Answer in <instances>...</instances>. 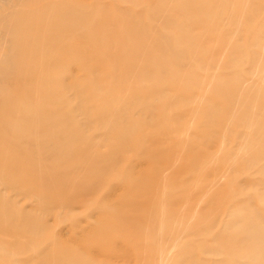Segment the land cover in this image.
Masks as SVG:
<instances>
[{"label":"rangeland","instance_id":"1","mask_svg":"<svg viewBox=\"0 0 264 264\" xmlns=\"http://www.w3.org/2000/svg\"><path fill=\"white\" fill-rule=\"evenodd\" d=\"M94 1L71 0L74 6H89ZM102 1L108 3L106 9L118 15L109 28L126 29L135 17L150 25L147 31L153 38L139 53L130 54L128 62L137 66L136 71L127 68L123 75L105 79L104 61L92 65L99 78L86 80L77 78L82 69L71 63L83 50L80 32L71 33L70 38L68 31L61 30L62 21L51 17L65 12V0H0V58L17 64L16 71L0 75V93L15 83L28 87L27 95H22L26 97L24 114L13 115L17 120L11 125H26L22 116L43 119L53 111L54 117H61L60 104L64 98L72 100L69 86L75 82L84 85L86 91L94 90L91 92L96 98L112 95L119 103L136 94L151 95L154 80L149 74L161 65L151 53L155 50L149 49L154 44H164V50L157 53L164 55V75L157 78L164 84V100L160 102L156 96L149 117L133 109L134 113L129 114L139 121L137 125H119L116 131L107 133L93 129L77 141L60 143L51 140L48 132L29 138V142L0 138V160L15 163L13 167H1L4 177L11 178L17 186L37 185L43 193L70 195L73 190V194L83 197V202L70 210L36 212L45 227L37 235L21 233L23 229L18 225L0 220V264H15L14 260L22 257L28 260L25 264H188L196 258L217 264L220 256L196 252L198 246H219L216 241L211 242V233L199 241L198 217L207 212L201 220L218 219L212 232L231 231L222 197L238 192L247 195L249 190L244 175L227 177L231 170L227 155L237 151L235 140L227 133L211 140H196L195 130L200 125L188 112L198 97H204L205 104L211 102L214 93L224 92L231 81L240 83L238 95L264 101V78L253 74L235 81L226 68L234 42L248 46L259 32L264 37V0H164L159 7L146 0ZM119 7L126 10L118 11ZM210 11L208 17L206 13ZM202 18L207 19L203 22ZM53 28L55 32H51ZM13 33L27 36L21 43L31 47L19 50L20 42L13 40ZM224 36V46L217 50ZM55 43L59 46L53 49ZM92 45L90 42L88 48L92 49ZM98 52L113 54L114 46L106 36ZM260 53L264 54V48ZM250 61L251 55L246 54L242 72H247ZM111 62L108 59L107 66ZM115 62L123 66L122 60ZM0 66L5 67V63L0 62ZM138 73L141 79H137ZM29 78L33 81L28 82ZM47 78L55 79V83L49 84ZM30 96L33 97L28 99ZM35 96L37 103L33 102ZM225 96H229V91ZM5 109L0 107V113ZM230 122L227 119L222 125ZM255 126L247 128L248 140L256 138L250 130ZM44 149L57 153L47 154ZM244 153L240 148L238 154ZM39 175L50 179L41 185ZM215 189L217 206L204 211L209 197L204 193ZM0 200L16 214L35 212L34 202L1 184ZM31 253L35 254L32 262Z\"/></svg>","mask_w":264,"mask_h":264},{"label":"bare ground","instance_id":"2","mask_svg":"<svg viewBox=\"0 0 264 264\" xmlns=\"http://www.w3.org/2000/svg\"><path fill=\"white\" fill-rule=\"evenodd\" d=\"M65 1V12L53 14L51 17L52 19L55 18V20L62 21L61 30L68 31V34L70 33V38L72 37L71 33L75 31L80 32L81 41L79 42L82 44L83 50L81 54L77 55L75 60H71V63H76L78 67L82 69L83 73L82 75H77L78 79L86 78V80H91L99 78L97 71L94 69L92 71V65L97 63L101 65L104 61H106V66L104 68V74L106 75L104 77L105 79L110 78V76L123 75L127 68L132 71L137 70L136 65H130L128 58L130 54L139 53L144 44L148 42L150 38H153V35L147 31V27L149 28L150 25H146L133 17L126 29L120 27L109 28L110 23L118 19V15L110 9H106L108 3L102 0H95L94 3L89 6L80 4L74 6L71 0ZM146 1H148L150 5L159 7L164 0ZM124 10L126 9L121 7L118 8V11ZM206 14L209 17L211 11ZM162 15L163 14H161V16ZM206 19L207 18H202L201 20L205 22ZM233 28L236 29L237 24H235ZM51 32H55V28H53ZM101 32L106 36L107 41L113 44V54H99L98 51L105 42V36H103ZM229 33L232 34V29L229 30ZM132 36H134L133 40H131ZM157 36L159 37V35ZM162 36H164V34H162ZM26 37H17L16 34L13 35V40L20 42L19 46H21V48H19V50H27L31 47L27 43H21L26 40ZM262 38L264 37H262L259 32V34L250 41L248 46H242L234 42L229 49L226 68L235 81L245 80L248 76L253 74L260 75L264 78V54L260 53V50L264 48ZM222 40H226V36H224L221 41ZM69 42H71V39H69L68 43ZM90 42L93 44L92 49L88 48ZM229 44L230 38L226 46ZM58 46L57 43L52 45L53 49L58 48ZM223 46V41L221 43L219 42L217 50H221ZM226 46L224 49H226ZM52 47H50V49H52ZM149 50H155L151 53L155 59L159 60V64L161 65L159 69L153 70L149 74L154 80V84L151 86L152 90L149 92L151 95L136 94L135 98H126L121 103H119L116 98L111 97L112 95L106 98H96L97 95L91 92H94V90L86 91L84 85L75 82L70 84V88L68 87L71 91L72 100L70 101V98L67 97L64 98L60 104V109L62 111L61 117H54L53 111L52 113L48 112V117L43 119H27V117L22 116L20 118L23 120L22 122H27L26 125H11L12 122L17 120V118H13V115L24 114L22 112H24L23 105L26 97L22 95L24 93L27 95L28 87H24L18 83L8 85L4 88L6 90H2L0 93V107L6 108L0 113V122L4 124L0 125V138L29 142V138H33L41 132H48L51 140L60 143V141H77V138L82 137L87 131L93 129H104L107 130L104 133H107L109 131H116L119 125H137L139 121L136 122V120L130 116L131 113H134L131 112L133 109L149 117L152 109L156 105L154 103L156 102V96L159 97L160 102L164 100V84L162 82H157V78H159L160 75H164V65L161 61L164 60V55L158 56L157 54L158 51L164 50V44H154ZM7 52L9 53L8 50ZM246 54L251 55L252 61H250L249 67L245 69L247 70L245 73V71L242 72L241 70H243L242 63ZM4 58H0V62L5 63V67L0 66V75H4V73H7L9 70L16 71L17 64L14 61ZM110 58L112 62L107 66L108 59ZM116 60H122L123 66L115 62ZM56 64L57 63H51L52 66H56ZM136 77L137 79L142 78L140 73L136 74ZM54 80L55 79L52 80V78H47L46 82L53 85L55 83ZM27 81L32 82L33 78H29ZM227 83L229 86L223 90L224 92L220 94L214 93L215 95L212 96L214 99L211 102L205 104L206 99L204 100L202 96L198 97L197 101H195V106L193 105L188 113L191 119L195 118V120H197L196 125H200L196 127L195 130L196 140L198 138H201V140H211L213 136H219L220 134L224 135L225 133L229 134L233 141L235 140L236 144L234 148L237 151L228 153L227 155L229 166H231V170L227 174V177L233 174L235 177L244 175V180H247L245 186L249 192L247 195L239 192L234 193L233 196H231V194L226 196L225 194L223 195L222 201L227 205L225 209L227 210V217L229 218L226 217L228 219L227 226L230 229L233 228L227 233H224V230L212 232L218 219H216V221L210 219L208 222L201 220L203 215L206 216L207 212L202 213L198 217L197 236L199 241L205 239V236L211 233L213 235L211 237V242L216 241L219 246L213 248L206 247L205 245L198 246L196 252H198V255H200L199 253L212 254L211 252H213L214 254L212 255L221 257L217 264H264V111L260 112V110L264 109V101L256 102V97L246 98L242 95L240 96L237 94L240 91V83H232V81ZM228 91L229 96L223 97ZM38 94L41 93L38 92ZM42 96H44V94L40 97ZM32 97L33 96H30L28 99ZM34 99L36 100L33 102L37 103V96H35ZM57 100L60 101V99ZM188 100L190 101V99ZM159 105H162V103ZM31 111L35 110L33 109ZM159 114L163 115L164 113ZM180 115L181 113L178 117H180ZM227 119L231 120L230 125L225 124L226 126H223L222 123ZM249 125H256L254 128H250V130H253L252 132L256 134V138L252 137L250 140H248V134L246 133ZM242 147L245 153L239 155L238 153ZM43 152H47V154L51 155L57 153L55 150L46 149H44ZM4 165L13 167L15 163L11 160H0V184L5 188L17 191L18 195H21L24 200L29 199L35 203L34 214L24 213L23 215H19L11 211L8 206H6V202L0 200V220H2V222L6 221L18 225L20 229H23L20 230L21 233L32 236L40 234L42 230L45 229L42 223L43 221L38 219V214L36 212L46 214L58 209L70 210L74 204L83 202V197L77 195L76 192L73 194V190L71 189L70 195L62 193L58 195L49 191L43 193L40 188L37 189V185L26 187L18 183L17 186L11 178L7 176L4 177L1 168L2 166L4 167ZM41 176L39 175L41 179L38 180V182L41 185H45L50 177L48 175ZM242 190L243 189H239L238 191ZM214 192H217L216 189L211 193L208 191L204 193L209 194L203 206L205 208L204 211L216 208L217 196L213 195ZM148 205L149 203L146 204L145 208ZM134 207L130 208L132 209ZM16 250L17 249L14 251ZM34 255V253L30 255L31 262L33 261ZM26 261L28 260L22 257L15 259L14 263L25 264ZM209 262L207 258H196L193 259V261H189L188 264H210ZM40 264L47 263L46 261H40Z\"/></svg>","mask_w":264,"mask_h":264}]
</instances>
